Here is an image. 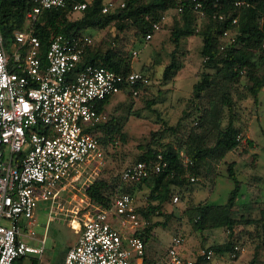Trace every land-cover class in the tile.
<instances>
[{"label":"trees","instance_id":"16d2710c","mask_svg":"<svg viewBox=\"0 0 264 264\" xmlns=\"http://www.w3.org/2000/svg\"><path fill=\"white\" fill-rule=\"evenodd\" d=\"M125 7H115L103 12L105 0H69L66 6L42 9L37 19H31L28 12L36 6V0H0V28L4 38V45L10 57L16 49L24 55L27 47L20 46L16 41L15 32L30 28L41 42L38 55L43 67L46 65V52L51 40L59 35H85L87 29H103L107 26L116 27L114 41L109 42L106 49H100L93 41L86 46L80 62L68 74L74 79L88 65H102L119 73L127 74L134 68V50L127 52L120 47V33L126 28H135L136 41L149 43L155 37L152 31V22L163 13L175 10L178 0H125ZM76 2H87L85 9L76 11L73 6ZM240 2V3H237ZM204 14L196 12L192 4L187 3L181 12H177L171 27L172 49L169 61L164 66L162 80L165 83L173 81L182 68L183 39L199 35L202 39L200 54L203 58L198 71L199 80L194 84L190 96L189 110H184L185 116L193 117L194 123L187 131L180 128L185 126L181 120L171 124L161 116V112L154 106L156 97L147 98L146 106L158 114L163 128L152 132L151 142L138 154L136 160L145 161L154 166L158 161V154L162 153L167 160V166L161 172H151L150 176L133 183H121V172L112 178L104 177V168L95 175L92 182L85 188L86 195L98 208L109 207L121 190L130 193L133 197L136 191L144 186L149 188L147 204L137 207V212L149 220L144 229H136L133 234L143 238L146 246L153 235L155 225H168V220L174 212L166 213V220L150 223L156 213H163V207L173 201L177 193L193 183L191 177L208 176L211 172L213 183L217 177V166L227 161L229 153L237 150L242 144L241 130L236 126L237 99H246L250 96L258 100L260 91L264 88V0H205ZM79 12V17L73 15ZM224 18L220 19L219 15ZM237 18V22H233ZM161 26L160 29H162ZM159 29V30H160ZM153 32L152 38L146 39L148 32ZM228 31L232 41L224 35ZM11 60V64L13 60ZM14 67V65H11ZM154 64H143L141 71L152 79ZM149 85H140L138 95H133L123 89L128 96H146ZM243 87V89L241 88ZM112 95L96 103L100 112H107L106 103ZM237 96V97H236ZM131 109V105L129 106ZM130 113V112H129ZM109 118L102 123L87 126L97 139L98 143L107 149L124 136V122L121 116L112 112ZM227 118V122L224 120ZM187 127V126H186ZM41 131L50 130L48 125L41 124ZM172 134V139L166 136ZM175 139V140H174ZM249 146L253 140L247 139ZM184 150V151H183ZM24 152L19 154V158ZM131 165V164H130ZM127 167V166H126ZM228 177L235 185L225 203H210L200 201L193 203L184 210L187 221L197 231H206L223 228L226 232L221 242H213L212 248L218 254L230 253L236 256L240 250L235 247L242 241L241 226L251 224L254 230L248 236L257 237V246L264 250V206L258 214L252 215V203L240 202L243 182L239 178L234 161L228 163ZM179 197V196H178ZM244 227V226H243ZM241 229V230H240ZM182 236L183 233H180ZM184 237V236H183ZM168 252V250H167ZM194 264L207 261L197 252L192 254ZM257 253L248 264H263ZM20 264V259L18 260ZM37 264V260L33 261ZM143 264H152L145 259Z\"/></svg>","mask_w":264,"mask_h":264},{"label":"built area","instance_id":"2783aa9c","mask_svg":"<svg viewBox=\"0 0 264 264\" xmlns=\"http://www.w3.org/2000/svg\"><path fill=\"white\" fill-rule=\"evenodd\" d=\"M68 1L36 0L28 16L35 20L42 9L63 7ZM178 1L174 11L181 12L190 3L196 12L204 14L205 0ZM86 6L87 2H76L73 8L81 11ZM125 6V0H107L102 10L108 12ZM166 17L163 13L154 20L152 31L159 30ZM152 31L147 33V40L152 38ZM224 35L230 37L228 31ZM15 38L27 51L24 55L20 49L14 52L16 65L12 67L0 28V264H18L29 253H42V248L24 239L29 234L21 230V221H32L41 202L56 198L71 169L89 158L104 156L97 139L86 129L87 124L102 123L109 118L107 112L97 110L96 103L123 89L138 95L140 85L151 83L149 75L140 69L123 74L102 65H88L76 78L69 79V72L92 42L87 35L55 36L47 49L44 67L38 55L41 42L32 30H17ZM230 39H235L234 34ZM133 54L138 55V50ZM41 124L51 129L41 131ZM21 152L24 155L19 158ZM158 159L154 166L145 161L128 165L121 173V183L138 182L151 172H161L168 162L162 153ZM173 200L177 202L179 197ZM116 217L132 230L144 229L149 224L137 212L134 197L119 190L109 207L99 208L84 222L63 264H131L133 257L144 256L143 238L133 234L134 231L125 236L111 223ZM184 246L185 238L175 235L167 252L168 264L195 263L194 257L184 253ZM235 248L243 249L239 245ZM215 253L208 247L197 250V256L205 260Z\"/></svg>","mask_w":264,"mask_h":264},{"label":"rangeland","instance_id":"374dc122","mask_svg":"<svg viewBox=\"0 0 264 264\" xmlns=\"http://www.w3.org/2000/svg\"><path fill=\"white\" fill-rule=\"evenodd\" d=\"M166 14V20L162 22L163 28L157 30L153 40L147 44L136 41L134 27L126 28L120 33V47L127 52L138 50V55L134 57L135 69H140L143 64H154L151 72L152 79L146 96L132 97L124 92L112 94L105 109L109 115L115 112L121 116V120L124 122V136H118V140L107 149L100 145L104 154L102 158H94L91 162L86 161L81 164L80 169L83 170L85 177L93 173L97 167L104 168V177L112 178L118 175L126 166L132 164L143 148L151 142L152 132L163 128L158 114L147 108V98H157L154 106L161 112V116L169 120L171 124H177L180 120L185 124L183 128H180V135L194 123L193 117L185 116L184 110H189L191 92L194 84L199 80L197 73L203 62L199 52L202 39L199 35L183 39L182 51H179L183 61L182 68L173 81L163 82V69L169 61V54L173 48L171 27L177 12L173 10ZM79 16V12L73 15V17ZM85 35L91 37L94 43L104 50L108 47L109 42L114 41L116 27L112 24L103 29H87ZM241 88L243 89V87ZM224 122H227V118ZM235 123L243 135L242 144L237 150L228 154L227 161L217 166L218 175L215 183L211 178L212 173L208 171V176H199L197 180L183 188L181 193H177L179 196L177 202L170 200L163 207V213H156L151 217L150 223L164 221L166 213L174 212V215L168 220V225L154 226V234L147 242L146 253L151 254L161 264H168V247L174 236L180 233L184 234L185 244L191 249V254L196 253L201 247H208L213 242L224 240L226 232L223 228L206 231L195 230L187 221L184 210L187 206L200 201L210 203H225L227 201L235 185L234 181L227 176L229 162L234 161L239 178L243 182L239 201L252 203L253 216L257 215L260 208L264 206V88L260 91L258 100L252 96L242 100L237 99ZM87 125L90 126V124ZM173 137L175 136L168 134L166 140ZM248 138L253 140V146H249ZM97 169L100 171L99 168ZM145 188L149 191V188L144 186L141 197L134 194L136 207L147 204L148 191ZM141 202L142 205H139ZM66 220V218H59L51 221L49 203L42 202L36 210L34 223L30 224L29 228H22L24 233L29 230L28 233L32 235L27 238L31 244L42 246V242L45 240L44 264H63L67 250L75 242L77 235ZM243 226H241L244 228L241 231L242 241L239 243L243 249L236 256L230 253H224L222 256L215 253L211 259L204 261V264H217L220 258H227L223 260L225 264H248L255 253L264 262V250L256 245L258 238L248 236L249 232L254 230V226L251 224ZM235 260L238 261L234 263ZM29 263L30 258L27 257L25 264Z\"/></svg>","mask_w":264,"mask_h":264},{"label":"crops","instance_id":"0c3cea01","mask_svg":"<svg viewBox=\"0 0 264 264\" xmlns=\"http://www.w3.org/2000/svg\"><path fill=\"white\" fill-rule=\"evenodd\" d=\"M17 50L18 49H16L14 52H16ZM14 52H13V54H14ZM11 59L13 60L12 64L15 67L16 62H14L13 55H12ZM91 159L92 158H89L87 160V162H91ZM80 166H81V164L70 170V173L66 177L64 184L60 187V190H59L56 198L52 202H47V203H49L51 221L52 220L54 221V220L59 219V218H63V219L66 218L67 224L74 230L75 234L77 235L75 242L77 241V238L80 234L82 226L84 225V222L88 218L92 217L99 210V208L90 200V198L85 193V188L89 185L90 182H92L95 175L99 172L97 169L98 167L95 168L93 173H90L88 175V177H85L83 170L80 169ZM91 174H93V175L91 176ZM145 190L148 191L146 188H145ZM143 192H144L143 189L137 190L136 196L141 197L143 195ZM139 205H142V202ZM37 209H38V207H37ZM70 210H75L76 213L71 214ZM35 215H36V211H35ZM35 215H34V219L30 222L25 221V220L21 221L20 227H21L22 231H23V229H22L23 227L29 228V225L34 223ZM76 223H78V226H76ZM111 223L114 227L119 229L125 236L128 234H131L134 231L131 229V227L129 225L123 226L120 223L119 218H117V217L112 218ZM28 231L26 233H28ZM153 234H154V232H153ZM31 236L32 235H30V234L28 236H24V239L32 246L42 248L43 251L41 254H36V253L27 254L26 256H24L20 259V264H25V259L27 257L30 258L29 264H33L34 260H37V264H44L43 253L45 250L44 249L45 240H43L42 246L34 245V244H31L27 239L28 237H31ZM73 244H71V246ZM170 245H171V243H170ZM183 251L187 256H192L191 249L189 248V246L187 244H185ZM219 255L222 256V254H219ZM145 259L150 261L152 264H161L160 262L156 261L151 256V254H149V253H146V256H142V257H138V256L136 257L135 256V257H133L131 264H143L145 262ZM224 259H227V258H220L217 264H225L223 261ZM237 261L238 260H235L234 263H236ZM200 264H204V262H201Z\"/></svg>","mask_w":264,"mask_h":264}]
</instances>
